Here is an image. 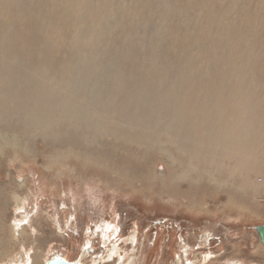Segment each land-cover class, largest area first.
<instances>
[{
  "label": "rangeland",
  "instance_id": "374dc122",
  "mask_svg": "<svg viewBox=\"0 0 264 264\" xmlns=\"http://www.w3.org/2000/svg\"><path fill=\"white\" fill-rule=\"evenodd\" d=\"M0 48V123H20L30 106L21 94L53 90L87 138L82 156L51 168L53 145L31 133L20 157L4 139L18 130L0 129V264L56 255L78 264H264L255 231L264 225V0H0ZM64 60L86 71L65 81ZM235 118L250 125L239 130L252 133L243 150L213 163L182 148L188 121L207 123L211 140ZM113 128L128 139L110 149L123 154L121 175L97 157ZM15 223L26 234L13 242Z\"/></svg>",
  "mask_w": 264,
  "mask_h": 264
},
{
  "label": "bare ground",
  "instance_id": "6f19581e",
  "mask_svg": "<svg viewBox=\"0 0 264 264\" xmlns=\"http://www.w3.org/2000/svg\"><path fill=\"white\" fill-rule=\"evenodd\" d=\"M3 47L4 46H2L1 48H3ZM1 48H0V50H1ZM1 55H4V54L2 53ZM0 58H1V56H0ZM40 60L42 62H46V61H50V58L48 55H44L40 58ZM3 61H1V62H3ZM64 61H65L64 64H62L63 65L62 72L64 73V75L66 77L65 81L70 82L72 80L70 75H73L74 73L84 72V70H85L82 68H79V70L78 69L76 70L73 67L71 68L70 64H73V63L76 64L75 61L74 62L70 61V60H64ZM9 65H10V63H9ZM4 66H6V65H4ZM1 71H3V70H1ZM26 72H29V71H26ZM69 76H70V78H68ZM61 95H63V94H60L59 92H55L53 90H51L50 92H46L43 90L31 88L30 93L26 92L25 94H21L22 98H25L26 101L30 104V106H27L28 108L25 107L26 112H24L22 114V116L19 115L18 119H20V123H18V124L13 123V122L7 123V121H4L5 115L4 114L2 115V121H4V123H0V129L2 132L3 131L9 132L11 130L13 132H15L14 129L18 130L17 136L15 135L14 137H11L9 135V137H4V139L8 140L10 142H14L15 143L14 146L17 145V152L21 153L20 157H22L23 154H26L27 149H28L27 143H30L31 133H34V132L37 133V136L39 138H41V140L44 144L53 145V146H51L50 149H55L56 151H58V153L55 152L56 155L54 156L55 157L54 159H56V161L54 163H51V165H50L51 168H52V165H58L60 167L67 166L69 163L74 161L73 160L74 157L78 158V157H80V155L82 156V154L85 150L80 149V146H81V143H83L85 141L84 139H87V138L82 137V135L77 133V129H74L75 125L81 123V120L76 119V117H78L80 115H79V113H77L75 111L74 107H72L73 109H70L69 107L65 106V105H67L66 101L64 103L59 102V100L62 99ZM68 96L71 97V95H68ZM30 117L31 118L36 117L37 120H35V122H33V123L29 122ZM197 123H196V120H193V121L190 120V121H188V123H187L188 126H186V128L184 126L185 124H183V127L185 129L190 130V134H189V136L187 135L188 137L186 138V140H184V143H182V148H185V150L188 152V155H190L191 157L198 156V155H200L201 152H206L205 155L211 154L213 156V157H211V159L213 160V163L214 162L217 163L218 160L216 158L219 154H223L224 152H227V151H229V152L233 151L234 149H237V147H241L243 150L244 149L243 147L245 146V144H249V142L251 141L250 138H247L248 136L252 135V133H250L248 129H247V131L243 132V134H241V132L239 131V130H241L240 128H242L244 130L246 128H250L249 123L247 124L246 121H241V119L239 120V118H235V121H233V119H232V121L230 122V125H229L230 127L228 126L224 130L222 129L221 133H220V130H221L220 129L219 132L217 134H215V137L211 138V140L208 138V135H209L208 129L209 128L207 127V123H203V121L200 122V124H199V122H197ZM57 125H58V127H54V130H52L53 129L52 126H57ZM177 128L181 131V129L179 127H177ZM195 129H196L197 133H195ZM106 130H107L106 133L110 132L111 133L110 135L112 137L100 138L99 137L100 133L99 134L93 133V134H95V137H96L94 139L100 138V141L102 144L101 149L99 150L100 152L97 154V157L101 161L100 163L104 164L105 167H103V168L107 167L109 170L114 172V174L121 175V170L123 167L122 160L124 158L123 154L121 151L114 152V150H113L110 152V149H111V146L117 147V150L123 149L125 147V144L127 143L128 139L117 128L106 129ZM84 131H86V130H84ZM99 132H101V131H99ZM10 133H12V132H10ZM101 133H105V132H101ZM173 142H176V141L173 140ZM12 154H15V153H12ZM72 154H74V157H72L73 156ZM110 155L114 159H110ZM64 156H67V158H64ZM110 160H112L111 163H110ZM57 176H59V175L57 174ZM173 181L176 182V181H178V179H174ZM167 182H170V180H168ZM23 183H24V181L19 183L18 187L16 186L15 190H18V188H21L23 186ZM167 185L170 186V184H167ZM244 185H245V183H244ZM169 190H171V188H169ZM6 199L8 200V196L7 197L5 196V201H6ZM25 200H27V199H25ZM14 204L17 208H22V206H23V204L18 199L14 200ZM3 206H2V208H3ZM2 210L3 209L0 208V214L2 213ZM11 226L9 227L12 231V233L10 232L11 235L9 233L11 241H13V242L17 241L24 236L23 233L26 234V232L22 231V228H18L19 225L17 223H15V225H13L12 228H11ZM2 229H3V226L0 222V233H3V232H1ZM10 229H8V230H10ZM105 231L108 233L109 231H111V229H109V227H106ZM113 232H115V231H113ZM1 237H3V235ZM5 237L7 238V236H5ZM104 237H106V239L109 238L108 234L105 235ZM5 243H7V241H5ZM10 245H12V244H10ZM4 250H5V248H4ZM117 251H118L117 247H115V249H113V251H110L109 252L110 258L113 257L115 254L117 255ZM204 258L206 260H209L211 258V255H206ZM29 259H30V264H39L38 263L39 260H37V257L30 256ZM128 260L129 259L120 258L117 264H126V262ZM20 262H21L20 264H25L27 262V260H24V261L22 260ZM74 264H78V263L76 262Z\"/></svg>",
  "mask_w": 264,
  "mask_h": 264
},
{
  "label": "water",
  "instance_id": "95a60500",
  "mask_svg": "<svg viewBox=\"0 0 264 264\" xmlns=\"http://www.w3.org/2000/svg\"><path fill=\"white\" fill-rule=\"evenodd\" d=\"M256 234L262 244L264 246V225H259L255 227ZM46 264H74L72 262L66 261L59 255L52 257L50 260L46 262Z\"/></svg>",
  "mask_w": 264,
  "mask_h": 264
}]
</instances>
